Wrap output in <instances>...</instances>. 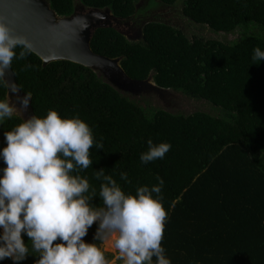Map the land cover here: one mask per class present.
Returning <instances> with one entry per match:
<instances>
[{"label":"trees","instance_id":"trees-1","mask_svg":"<svg viewBox=\"0 0 264 264\" xmlns=\"http://www.w3.org/2000/svg\"><path fill=\"white\" fill-rule=\"evenodd\" d=\"M47 1L65 17L73 14L77 0ZM139 1L78 0L86 8L109 9L123 21L138 14ZM159 1L181 6L195 26L215 34L239 31L241 37L229 43L191 39L173 25L151 21L143 26L140 41L115 28L97 30L93 52L121 58L133 80L151 79L172 94L208 102L218 114L143 105L90 68L66 60L44 66L33 52L12 61L18 86L32 95V115L58 110L62 117L79 116L103 143V149H90L92 166L73 173L86 177L95 189L93 204L102 206L96 170L105 169L130 194L157 184V176L164 179L168 219L162 246L172 264H264V61L257 65L252 59L255 47L264 50V0ZM5 98L8 89L0 83V99ZM23 120L14 114L0 124V149L6 146L4 132ZM149 138L171 148L164 159L145 165L140 155L148 150ZM121 172L128 173L131 183L120 179ZM97 227L91 226L86 242H96ZM23 238L29 243L27 235ZM37 259L29 255L21 264ZM0 264L13 261L6 258Z\"/></svg>","mask_w":264,"mask_h":264},{"label":"clouds","instance_id":"clouds-1","mask_svg":"<svg viewBox=\"0 0 264 264\" xmlns=\"http://www.w3.org/2000/svg\"><path fill=\"white\" fill-rule=\"evenodd\" d=\"M31 52V42L13 35L0 19V83L9 94H16V103L0 99V124L11 119L18 107L26 111L32 103L31 93L20 96L22 89L6 79L13 59H23ZM253 53L254 64L264 61L259 46ZM4 139L6 146L0 149L5 165L0 167V261L11 258L13 264H21L34 255L39 257L35 264H110L96 243L100 241L114 247L123 264H172L162 246L168 219L162 177H156L157 184L138 187L130 194L105 169L96 170L95 178L102 180L98 194L102 206H97L92 203L97 195L89 180L73 174L92 166L94 145L103 149L84 119L62 117L58 110H49L44 117L33 114L5 131ZM147 146L140 155L145 165L164 159L171 148L170 143L156 144L151 138ZM120 179L131 183L127 172H121ZM94 223L98 224L96 242L89 243L83 238ZM25 234L30 238L27 244Z\"/></svg>","mask_w":264,"mask_h":264},{"label":"water","instance_id":"water-1","mask_svg":"<svg viewBox=\"0 0 264 264\" xmlns=\"http://www.w3.org/2000/svg\"><path fill=\"white\" fill-rule=\"evenodd\" d=\"M0 19L9 25L13 35L24 36L31 42L32 52L41 58L44 66L59 60L77 63L101 73L122 91L148 83L129 77L121 66V58L111 59L93 52L91 43L97 30L118 20L109 9H87L80 5L71 16L60 17L46 0H0ZM6 79L18 86L11 66ZM10 95L16 96L8 90ZM19 95L24 94L20 91Z\"/></svg>","mask_w":264,"mask_h":264},{"label":"rangeland","instance_id":"rangeland-1","mask_svg":"<svg viewBox=\"0 0 264 264\" xmlns=\"http://www.w3.org/2000/svg\"><path fill=\"white\" fill-rule=\"evenodd\" d=\"M80 3L76 1V7H79ZM138 14H136L132 19L123 21H117L114 23L122 33H124L129 39L133 41H140L142 36H138L137 39L134 38V29L129 28L134 23L133 18L140 20L136 23L137 29L143 28L146 23L151 21L164 22L166 24L173 25L181 30H183L191 39L194 37H203L205 39H217L226 43L233 42L241 37V32L237 31L231 34H215L211 32L205 26H195L193 25L182 13L181 6H167L162 4L159 0H140L138 3ZM111 21V22H113ZM128 23V24H127ZM98 73V72H97ZM102 78L106 80L104 75L98 73ZM146 85L136 88H130L128 91H122V94H126L141 101L144 105L147 102H151L154 105L172 111V112H182L183 114H194L197 112L208 113L216 115L218 114L216 109H214L211 104L205 101H197L191 99L184 95L172 94L168 90L161 88H156L152 80L147 81ZM8 98L16 103V96L10 95ZM19 106V105H17ZM15 115H19L24 119L30 118L32 115L30 111V106L26 111H23L19 107ZM2 231V229H1ZM26 235V234H25ZM100 247L105 251L106 259L110 261V264H123V262L117 259L118 251L108 244H101Z\"/></svg>","mask_w":264,"mask_h":264},{"label":"flooded vegetation","instance_id":"flooded-vegetation-1","mask_svg":"<svg viewBox=\"0 0 264 264\" xmlns=\"http://www.w3.org/2000/svg\"><path fill=\"white\" fill-rule=\"evenodd\" d=\"M131 19H132V18H131ZM128 20H129V19H128ZM133 20H134V21H133L132 23H134V24H133L132 26H130L129 28H131V29L133 28V29H134V32H135V33H134V35H135L134 38L137 39L138 36H140V35L142 36V31H143V30H141V29H137V27H141V26H138V25L136 24V23H138V21L140 22V20H138V19L135 20V18H133ZM117 21H120V20H115V22H117ZM127 24H128V23H127ZM111 26H112V27H111ZM110 27H111V28H115V29H117V26H116V24L114 23V21L111 22ZM133 29H132V30H133ZM142 29H143V28H142ZM117 30H119V29H117ZM119 31H120V30H119ZM130 40H131V39H130ZM131 41H133V40H131Z\"/></svg>","mask_w":264,"mask_h":264}]
</instances>
